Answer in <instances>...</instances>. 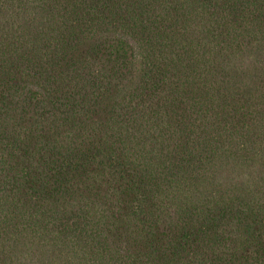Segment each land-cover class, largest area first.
<instances>
[{
    "label": "trees",
    "instance_id": "16d2710c",
    "mask_svg": "<svg viewBox=\"0 0 264 264\" xmlns=\"http://www.w3.org/2000/svg\"><path fill=\"white\" fill-rule=\"evenodd\" d=\"M0 264H264V0H0Z\"/></svg>",
    "mask_w": 264,
    "mask_h": 264
}]
</instances>
